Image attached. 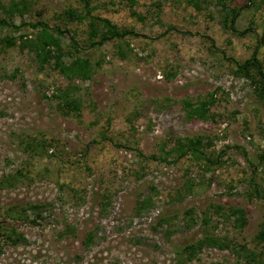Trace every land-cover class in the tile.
<instances>
[{
  "label": "rangeland",
  "instance_id": "rangeland-1",
  "mask_svg": "<svg viewBox=\"0 0 264 264\" xmlns=\"http://www.w3.org/2000/svg\"><path fill=\"white\" fill-rule=\"evenodd\" d=\"M0 1L26 4L16 25L58 27L63 63L91 65L88 79L68 78L0 42V227L23 236L1 239L0 264H264V198L251 195L264 190V106L233 64L255 50L264 68V0H224L242 8L235 32L219 0H91L93 16L133 32L102 45H90L89 19L64 18L80 0ZM67 86L78 111L55 97ZM213 92V119H187L183 101ZM195 136L220 163L177 158ZM205 236L229 248L188 261L184 247Z\"/></svg>",
  "mask_w": 264,
  "mask_h": 264
},
{
  "label": "trees",
  "instance_id": "trees-1",
  "mask_svg": "<svg viewBox=\"0 0 264 264\" xmlns=\"http://www.w3.org/2000/svg\"><path fill=\"white\" fill-rule=\"evenodd\" d=\"M80 1L83 2V9L78 11L76 9L69 8L65 10L64 18L67 21L70 20L78 22H81L84 19H89L88 27L90 29V45H102L109 40L121 39L126 35L133 34L131 31L119 30L108 19L93 16L91 14L93 10L91 0ZM134 1L135 0H131V3H134ZM187 1L196 4V0ZM218 3L225 8L223 20L224 25L231 31L235 32L236 30L233 24L239 16L242 8L228 7L225 5L224 0H219ZM27 10L28 8L26 4L22 1H12L9 5L0 1V29L7 28L19 31L25 25H29L34 29V32L31 35L20 34L17 37L4 36L1 38L0 42L5 46L18 44L20 48H30L35 53L41 64H49L53 62L54 66L68 78L88 79L91 75V65L86 58L78 56L74 57L68 64L63 63L62 57L64 53L62 52L61 39L63 32L58 27L50 28L46 23L41 21L35 23L28 22L27 24L25 22H21L19 25L15 24L14 17L23 16ZM233 64L235 66V75L249 80L254 94L264 106V68L256 56V51L254 50L251 57L245 59L244 61L234 62ZM72 88V86H67L59 89L55 97L59 98L62 107L66 108L68 111H78L81 105L78 98L71 92ZM215 100L216 98L214 92L210 93L206 98L196 100L195 102L191 100H184L183 107L186 111L187 119H196L201 121L213 119V116L210 113V108L214 105ZM179 142L180 144L177 148L179 155L177 158L184 157L189 154L191 157L198 160L200 165L202 164V166H206L205 168L213 164L220 163L218 157H211L205 152L204 139L201 136L185 138V140H181ZM261 159H264V154L261 155ZM251 193L252 196L264 198V190L256 185H254ZM177 195H179V200H183V194L180 195V193H178ZM149 203H151L150 198L143 200L141 202L142 207L140 209L146 208ZM186 213L191 215V210H188ZM231 214L236 217L238 224L244 223L243 220L245 221V219L242 209L232 208ZM260 227V235H262L264 239V219ZM22 238V234L16 232V230L11 228L10 231H8L4 227H0V242L1 239L4 241L8 239L11 243L18 244L22 241ZM204 246H211L219 249L229 248V244L225 241L205 236L197 242L184 247L183 252L187 253L186 259L188 261L194 259L197 251L201 250ZM261 264L263 263L261 262Z\"/></svg>",
  "mask_w": 264,
  "mask_h": 264
}]
</instances>
